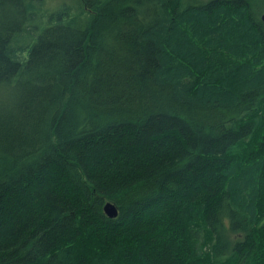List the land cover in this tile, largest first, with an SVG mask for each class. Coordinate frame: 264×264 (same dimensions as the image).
<instances>
[{
  "label": "trees",
  "instance_id": "1",
  "mask_svg": "<svg viewBox=\"0 0 264 264\" xmlns=\"http://www.w3.org/2000/svg\"><path fill=\"white\" fill-rule=\"evenodd\" d=\"M50 1L0 0V264H264L253 0Z\"/></svg>",
  "mask_w": 264,
  "mask_h": 264
},
{
  "label": "rangeland",
  "instance_id": "2",
  "mask_svg": "<svg viewBox=\"0 0 264 264\" xmlns=\"http://www.w3.org/2000/svg\"><path fill=\"white\" fill-rule=\"evenodd\" d=\"M59 1L60 0H51L49 4H50V6L55 7L56 5H58ZM206 1H208V0H185L184 2H185V4H187V3H192V4L195 3L196 4V3H203ZM253 2H254L256 10L260 13V15L262 17V15L264 14V0H253Z\"/></svg>",
  "mask_w": 264,
  "mask_h": 264
},
{
  "label": "water",
  "instance_id": "3",
  "mask_svg": "<svg viewBox=\"0 0 264 264\" xmlns=\"http://www.w3.org/2000/svg\"><path fill=\"white\" fill-rule=\"evenodd\" d=\"M262 20L264 21V14L262 15ZM104 210L110 218H116L119 215V210L117 206L112 202H107L104 207Z\"/></svg>",
  "mask_w": 264,
  "mask_h": 264
}]
</instances>
